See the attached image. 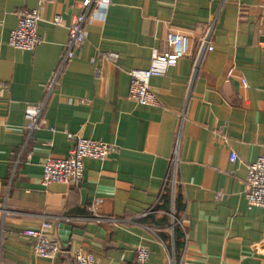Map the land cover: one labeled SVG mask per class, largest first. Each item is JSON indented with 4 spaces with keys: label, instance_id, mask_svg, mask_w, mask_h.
I'll use <instances>...</instances> for the list:
<instances>
[{
    "label": "crops",
    "instance_id": "obj_1",
    "mask_svg": "<svg viewBox=\"0 0 264 264\" xmlns=\"http://www.w3.org/2000/svg\"><path fill=\"white\" fill-rule=\"evenodd\" d=\"M81 1L0 0V264H74L77 252L136 264L139 245L150 252L144 264H264V207H248L244 193L247 165L264 154V0L92 5L83 45L27 135L25 108L41 100ZM33 8L41 42L10 48L18 12ZM169 31L186 34L191 51L210 32L192 81L189 57L154 65ZM152 66L162 70L149 80L158 105H141L128 97V72ZM67 133L112 150L83 159L79 186L43 185V161L74 146ZM95 200L99 222L88 209ZM43 223L61 250L55 259L36 256L23 235Z\"/></svg>",
    "mask_w": 264,
    "mask_h": 264
},
{
    "label": "built area",
    "instance_id": "obj_2",
    "mask_svg": "<svg viewBox=\"0 0 264 264\" xmlns=\"http://www.w3.org/2000/svg\"><path fill=\"white\" fill-rule=\"evenodd\" d=\"M54 0H38L39 5L49 4ZM110 0H82L79 6L83 12L75 16L67 27L68 37L64 46V52L59 60L57 67L51 72L44 87V94L40 101L35 104L27 105L24 111L25 126L27 135H31L39 127V122L48 100L57 86L61 77L64 65L75 58L77 52L81 49L84 42V24L90 13V8L94 6H107ZM264 9V3L262 4ZM40 20L38 9H22L18 12V19L14 29L10 32L8 45L10 48L21 51H31L41 42V37L36 32L37 23ZM52 23L57 26L64 25V20L56 16ZM164 43L169 51L157 54L153 61L163 67L174 65L177 59L189 57L192 59V68L190 81H192L200 72L204 56L212 50L210 44V32H206L199 40L198 46L191 51L190 40L186 34L178 31H169L165 35ZM105 58H113L115 54L104 53ZM234 68L228 70V76H231ZM162 73L157 67L148 69H132L128 72L129 87L128 97L141 105L157 106L158 101L150 89L149 80L153 76ZM68 140L74 142L73 148L66 157H48L41 164L42 174L40 181L43 185L59 183L71 187L80 185L83 178V159L91 158L104 160L107 154L112 150V146L98 141L82 138L76 134L67 133ZM236 155L231 153L229 161L235 162ZM172 182L175 181L172 176ZM244 193L248 207H264V154L255 161L247 165L246 177L244 183ZM220 197V194H218ZM100 200H95L88 207L95 217L96 221L104 220L96 214V206ZM0 208H2L0 204ZM47 223H43L41 228H27L23 235L33 239V253L36 256L48 259H55L61 252L58 245L50 241L43 234V229ZM149 249L147 246L139 245L134 250L136 264H144L149 258ZM74 264H94V258L91 254L77 252L74 257Z\"/></svg>",
    "mask_w": 264,
    "mask_h": 264
},
{
    "label": "trees",
    "instance_id": "obj_3",
    "mask_svg": "<svg viewBox=\"0 0 264 264\" xmlns=\"http://www.w3.org/2000/svg\"><path fill=\"white\" fill-rule=\"evenodd\" d=\"M166 206H163L162 208H165Z\"/></svg>",
    "mask_w": 264,
    "mask_h": 264
}]
</instances>
